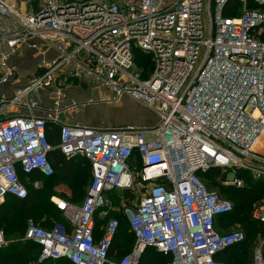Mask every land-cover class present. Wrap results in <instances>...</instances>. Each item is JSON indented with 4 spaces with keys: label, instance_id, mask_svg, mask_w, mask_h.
Wrapping results in <instances>:
<instances>
[{
    "label": "built area",
    "instance_id": "obj_1",
    "mask_svg": "<svg viewBox=\"0 0 264 264\" xmlns=\"http://www.w3.org/2000/svg\"><path fill=\"white\" fill-rule=\"evenodd\" d=\"M263 5L264 0H0V205L8 195L28 196L19 171L54 173L48 122L59 126L57 148L67 158L80 156L92 165L82 203L53 197L70 229L29 221L24 238L41 246L39 261L141 264L152 247L171 257L167 264H226L216 257L246 234L219 230V218L234 203L199 173L218 167L227 172L223 184L237 188L245 184L241 170L264 179ZM136 49L151 56L149 77L136 66ZM27 51L35 54L28 75L12 63ZM84 80L110 92L98 101L126 97L153 111L158 123L95 128L69 122L95 103L68 95ZM136 189L138 203L124 208L135 243L112 262L120 221L111 217L99 233L96 212L111 207L107 191ZM251 218L264 224V198ZM6 243L0 231V245ZM252 264H264V240Z\"/></svg>",
    "mask_w": 264,
    "mask_h": 264
},
{
    "label": "trees",
    "instance_id": "obj_2",
    "mask_svg": "<svg viewBox=\"0 0 264 264\" xmlns=\"http://www.w3.org/2000/svg\"><path fill=\"white\" fill-rule=\"evenodd\" d=\"M264 8V5H263ZM231 11V10H230ZM227 15H230L226 11ZM232 15H238L232 13ZM135 62L138 68L143 71V77H149L153 70L151 56L139 49L135 50ZM47 136L49 142L54 146L49 153L50 162L54 168L51 176H45L40 172L24 174L19 171L22 181L28 188L26 198H17L8 195L4 204L0 205V231L4 232L5 238L11 234L18 237L26 233V224L29 217L45 228H52L56 223L63 224L70 229V224L63 211L51 200L54 195L53 187L59 183L67 185L69 193L63 191L59 196L74 203H81L85 199L87 188L92 180V165L89 160L77 156L67 158L57 145L60 142L59 126L47 123ZM200 177L207 183L210 189L218 187L219 193L231 199L234 203L233 210L219 218V230L226 231L230 225L241 223L246 227V239L220 253L216 258L226 264H252L251 253L253 252L254 242L260 233H264V224L255 222L251 218L252 210H247L248 204L256 199H260L264 194V179L251 182L252 175L245 171H239V175L245 179L244 186L234 187L223 184L227 172L218 167H213L206 172H200ZM40 180L43 183L41 188H35L34 182ZM213 190V189H212ZM113 191V190H110ZM107 191L106 194H108ZM122 197L129 199L132 190H123ZM112 194L109 193V195ZM114 199L118 198L116 192L111 195ZM125 207V206H124ZM110 206L99 208L96 212L97 232L106 225L108 219L116 217L120 221V226L113 240L109 251V259L118 262L128 253L135 243V236L130 228L124 208L122 212L109 211ZM108 210L106 216L101 217L102 211ZM55 218L58 221H52ZM41 246L25 239L11 241L7 246L0 247V264H70L67 259H46L39 261ZM122 254V256H121ZM120 255V256H119ZM171 260L169 255L156 251L154 248H147L141 264H167Z\"/></svg>",
    "mask_w": 264,
    "mask_h": 264
},
{
    "label": "rangeland",
    "instance_id": "obj_3",
    "mask_svg": "<svg viewBox=\"0 0 264 264\" xmlns=\"http://www.w3.org/2000/svg\"><path fill=\"white\" fill-rule=\"evenodd\" d=\"M34 55L35 54H33L32 51H27L24 54H19V55L12 57V63L17 65L21 72L28 75L33 72V68L35 67ZM136 66L138 68L137 64ZM91 84L92 83H90V85ZM98 90L100 91V89ZM4 92H5L4 88L0 86V96ZM100 96H102L101 93H100ZM95 102L96 104L95 105L93 104L95 107L93 105L89 107L91 108L93 106L91 108L92 110L90 109L89 115H92V119H97L95 120V122L99 121L100 124L104 126V128H114V127L123 126L126 124H137L138 125L141 123L139 117L136 119V117L141 114L140 112L141 109L139 107L140 105L138 104L134 105L127 100H121V99L117 100L116 102H112V103H105V102H100V101H95ZM89 108H87L86 110H88ZM39 114L43 115L42 113H39ZM255 180H261V179H255L253 177L252 179H250L251 182H254ZM245 184L247 186V182ZM212 189L215 191H219L218 187H212ZM53 191L55 192H54V195L51 196V200L54 196L62 199V197L59 196L60 192H63V191L70 192L67 188V185L64 183H59L57 185H54ZM111 192L112 194L113 192H116V195L118 194L119 197L114 199L111 196L112 194L109 195V193ZM123 193H124L123 190H113V191L108 192V194H106L111 204V207H110L111 209H109V211L118 212L120 210V212H122L123 208L125 207H133L138 203L139 197L141 196L138 189L134 190L132 195H129L128 197L129 199L127 198L124 199V197H122ZM263 198H264V194L260 199L254 198V200L248 204L247 210H252L253 206L257 202H260ZM62 215L64 216V214ZM30 220H34V219L31 217L27 219L26 230H27L28 223ZM52 221L55 222L58 220L53 218ZM229 229H234V230L240 229L244 231L245 233L247 231L246 227H244L243 224L241 223L230 225ZM24 237H25L24 235H22L21 237L20 236L18 237V235L16 234H11L10 236L6 237L7 243L0 245V247L7 246L11 241H18V239H25ZM262 240H264V233L263 234L260 233L254 242L253 252L251 253V257H250L252 262H253L254 250L256 247H258L262 243Z\"/></svg>",
    "mask_w": 264,
    "mask_h": 264
},
{
    "label": "crops",
    "instance_id": "obj_4",
    "mask_svg": "<svg viewBox=\"0 0 264 264\" xmlns=\"http://www.w3.org/2000/svg\"><path fill=\"white\" fill-rule=\"evenodd\" d=\"M90 83H91L90 80H84L83 82H81L79 84H76L75 86H71L67 90L69 97L72 98V99H76L78 101H87V100H90V99L98 101L99 98L101 97L100 93L102 95L103 94L110 95V92L106 91L105 89H101V88L95 87L94 84L90 85ZM98 89H100V91ZM97 91H99L100 93L97 92ZM121 100H127V101L131 102L134 105L138 104V103L126 98V97L121 98ZM42 101H43V105L44 106H48L50 104V101H49L47 96H44ZM116 101H113V102H116ZM95 104H96V102L94 103V105ZM138 105H140V104H138ZM139 107L141 109V111H140L141 114L139 116H137L136 119L139 117L141 123L138 124V126L151 127V126H154V125H156L158 123V117L153 111H151V110H149V109H147V108H145L144 106H141V105ZM91 108H89L86 111H82V112H78L77 114L74 113L73 115H70L69 116V122H79V123H81L83 125L90 126V127L104 128V126H102L99 121L95 122V120H97V119H92V115H89V112H90ZM67 193H69V192H67ZM54 198H58V197L54 196ZM52 201H53V198H52ZM228 230H231V229H228Z\"/></svg>",
    "mask_w": 264,
    "mask_h": 264
},
{
    "label": "bare ground",
    "instance_id": "obj_5",
    "mask_svg": "<svg viewBox=\"0 0 264 264\" xmlns=\"http://www.w3.org/2000/svg\"><path fill=\"white\" fill-rule=\"evenodd\" d=\"M257 146H259L258 144L255 146L257 148Z\"/></svg>",
    "mask_w": 264,
    "mask_h": 264
}]
</instances>
